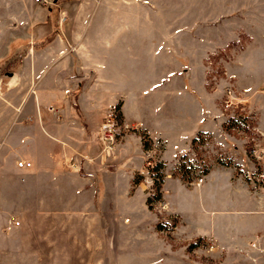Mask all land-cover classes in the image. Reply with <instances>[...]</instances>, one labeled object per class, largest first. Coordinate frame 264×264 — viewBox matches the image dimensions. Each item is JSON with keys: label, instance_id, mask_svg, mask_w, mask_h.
Masks as SVG:
<instances>
[{"label": "rangeland", "instance_id": "obj_1", "mask_svg": "<svg viewBox=\"0 0 264 264\" xmlns=\"http://www.w3.org/2000/svg\"><path fill=\"white\" fill-rule=\"evenodd\" d=\"M128 5L123 34L101 33L103 3L88 17L82 41L91 51V66L74 59L71 50L55 86L62 96L48 109L54 114L60 107L63 120L77 124L85 139L77 151L84 149L94 164L103 157L102 168L113 173L112 248L83 244L80 264L263 263L264 247L244 246L253 233L235 245L223 235L214 241L205 234V208L210 213L213 197L229 199L226 192L243 189L246 208L262 203L264 209V0H129ZM78 8L75 0H51L48 6L0 0L2 87L22 47L50 40L48 31L56 27L62 9L70 10L61 15L63 42L73 44ZM109 18L118 23L115 15ZM59 67L41 70L36 84L27 81L29 93H0V141L7 143L26 125L38 124H25L31 120L25 112L33 106L34 89L52 88ZM21 76L25 79L24 71ZM122 106L158 137L151 139L146 128L128 127ZM5 109L9 122L1 112ZM109 118L116 132L105 157L97 133ZM231 118H244L246 130L226 125ZM46 127L47 135L39 128V133L29 130L26 139H32L34 155H48L46 164L52 165L68 140L54 124ZM72 157L67 169L86 161ZM199 177L203 183L196 186ZM154 178L160 180V199L148 205L147 198L157 191ZM0 264H36V259L0 253Z\"/></svg>", "mask_w": 264, "mask_h": 264}, {"label": "crops", "instance_id": "obj_2", "mask_svg": "<svg viewBox=\"0 0 264 264\" xmlns=\"http://www.w3.org/2000/svg\"><path fill=\"white\" fill-rule=\"evenodd\" d=\"M57 1L54 0V3ZM76 1L79 2V8L74 20L80 24L73 31L76 35L73 36V44L67 46L63 42L64 33L61 27L64 21L61 15L64 13V16H68L70 10L62 9L54 22L56 27L48 31L49 34H53L50 40L41 45L32 44V40L22 47L16 65L11 71L4 73L8 75L7 81L3 83V87L0 84V93H29L26 88L27 81L36 84L41 70L60 65L55 84L49 90L35 92L34 89L36 95L35 99L32 98L33 106L30 111L25 112L26 117H31L25 124L31 121H37L38 124L32 125L33 127L26 125L21 133L7 143H4V139L0 141V253L33 255L36 264H80L83 244L87 245V248H95L97 243L102 249L105 246L108 250L110 245L112 248L113 237L112 234H108V229L113 224V173L102 168L106 160L103 157L100 164H94L89 156L82 153L84 149L77 151L79 147L76 145H83L85 139L79 132L77 124L63 120L60 107H56L54 114L48 109L55 106L62 96L58 89L56 91L55 86L59 81L62 67L70 63L71 50L74 59H79L83 65L91 66L89 63L91 51L82 41L83 28L88 17L103 3L104 26L101 33L123 34L127 32L123 20L129 13V0ZM74 6L75 3L72 7ZM111 15L118 18L116 25L110 22ZM44 23L47 24V21ZM42 26L45 27L44 24ZM123 41L122 38L124 47ZM12 48H8L9 52ZM31 67L33 75L29 74ZM23 71L26 74L25 79L22 76L19 78ZM22 104L21 110H18L21 113L24 112ZM1 112L7 115L8 122L12 120L8 119L9 109ZM122 112L128 127L146 128L151 139L158 137L156 130L153 132L152 127L143 126L139 118L135 114L126 113L123 106ZM53 115L58 116L57 120L52 117ZM46 123L54 124L65 136L66 141L68 140L62 141L63 148L52 158V165L46 164L48 155L38 157L34 155L33 141L26 139L29 130L39 133V128L42 134L47 135ZM72 156L86 160L77 163L78 167L81 165L82 170L67 169ZM17 157L19 160L30 162L31 166L18 168ZM85 166H88V169L86 168L88 171L85 170ZM210 182L213 184L214 181L207 183ZM246 191L231 190L225 193H229V199L222 200L220 196L211 199L213 208L209 209L210 213L205 208V219L208 218L205 222V234L213 237L212 240L220 241L223 235L225 241L235 245L240 238L253 233L252 237L245 240L244 246L252 249L248 242L258 239V245L264 247L262 237L264 209L259 208L262 203L246 208L244 206L246 203H242ZM215 193L220 192L216 190ZM239 199L241 203L238 202ZM215 205L218 208H215ZM246 212L251 213L256 219H243ZM16 220L19 221V225L14 224ZM71 227H75V230ZM69 228L71 229L67 234ZM260 264H264V261Z\"/></svg>", "mask_w": 264, "mask_h": 264}, {"label": "built area", "instance_id": "obj_3", "mask_svg": "<svg viewBox=\"0 0 264 264\" xmlns=\"http://www.w3.org/2000/svg\"><path fill=\"white\" fill-rule=\"evenodd\" d=\"M36 3L42 4L44 6H48L49 4H51V0H33ZM116 123H114V121L109 118L106 121H104L101 126H100V130L97 133L98 135V140L102 143L103 145V155L102 156H109L110 155V151L112 150V143L114 141V135L116 132ZM1 146V144H0ZM150 158V156H147ZM148 164L151 165V160L148 159ZM16 166L20 169L22 168H29L31 166L30 162L27 161H23V160H18L16 161ZM71 169L73 170H77L78 166L76 164H72L70 166ZM203 183V177H199L198 179H196V181L193 182V184H195L196 186H200ZM15 225H19V221H14ZM206 245L209 244V241L205 243ZM249 246L253 249H256L258 246V239L255 240H251L248 242ZM210 246V245H209ZM212 247V246H210ZM264 250V249H262Z\"/></svg>", "mask_w": 264, "mask_h": 264}, {"label": "trees", "instance_id": "obj_4", "mask_svg": "<svg viewBox=\"0 0 264 264\" xmlns=\"http://www.w3.org/2000/svg\"><path fill=\"white\" fill-rule=\"evenodd\" d=\"M244 118H231L229 119V123L227 122L226 125H228L229 127H238L239 129H243L246 130L245 125H244ZM197 139H193L192 142H195ZM154 184L156 186V193L154 195H151L147 198V204L151 205L155 200L160 199V194L158 193L159 191V185H160V180L157 181V179L154 178Z\"/></svg>", "mask_w": 264, "mask_h": 264}]
</instances>
